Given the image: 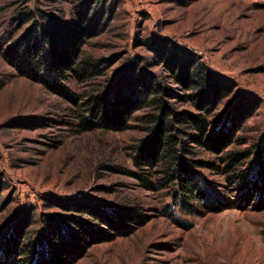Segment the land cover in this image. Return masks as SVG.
<instances>
[{
	"label": "rangeland",
	"instance_id": "374dc122",
	"mask_svg": "<svg viewBox=\"0 0 264 264\" xmlns=\"http://www.w3.org/2000/svg\"><path fill=\"white\" fill-rule=\"evenodd\" d=\"M82 32L88 34L76 56L92 70L82 78L67 71L78 104L23 75L20 68L32 53L38 50L51 61L52 48L62 49L66 38ZM171 57L194 60L233 85V94L211 116L214 132L222 129L232 137L241 126L227 152L259 142L264 0H0V228L33 210L30 236L38 240L44 217H73L75 211L63 205L94 200L147 218L132 234L94 245L76 264H264V201L246 203L231 176L221 175L224 153L191 145L189 160L204 163L197 168L210 188L209 209L199 199H176L170 185L148 191L126 174L135 170L133 148L150 137L159 114L155 106L138 112L124 132L77 127L92 97L124 88L130 93L141 79L192 95L173 79L165 63ZM243 97L260 107L247 122L231 126L232 110ZM170 102L177 112L197 113L193 103ZM255 159L256 154L246 164ZM153 174L156 182L165 176Z\"/></svg>",
	"mask_w": 264,
	"mask_h": 264
},
{
	"label": "trees",
	"instance_id": "16d2710c",
	"mask_svg": "<svg viewBox=\"0 0 264 264\" xmlns=\"http://www.w3.org/2000/svg\"><path fill=\"white\" fill-rule=\"evenodd\" d=\"M85 34L88 33H79L73 40L66 38L68 44L62 49L52 48L55 55L52 62L40 51H35L28 57L24 67L20 68L23 75L42 84L60 98L78 104L76 96L67 85L70 78L67 71L82 78L88 70H92L87 60L76 56L78 48L84 45ZM47 38V43L51 44V38ZM164 51L165 49L162 52ZM165 63L173 72L175 82L181 85L183 90H192V95L183 96L179 91L167 88L162 90L151 81L146 83L145 79H141L134 81L130 93L125 92L124 88V91L117 95L92 97L85 111L79 116L77 127L86 132L98 129L124 132L129 129L130 122L138 112L155 106L159 109V114L151 121L153 128L149 139L143 145L133 148L131 157L135 170H128V176L137 179L148 191H159L163 186L170 185L176 189V199H199L206 207L212 209L213 206H208L206 200L209 194L207 190L210 188L197 168L199 164L204 163L189 160L193 154L191 145L196 144L210 153H224L221 160L225 161L227 166L226 172L218 168L221 175L228 173L231 176L230 183L232 186L237 184L239 190L245 193L246 203L252 199L262 205L264 131L259 142L252 148L227 152L235 142V133L242 130L241 126L235 130L232 137L222 129L215 132L212 130L213 109L233 94V85L214 78L203 65H193L194 60L191 59L178 60L171 57L165 60ZM176 99L193 103L198 107L197 113L177 112L171 107L173 105L169 104ZM259 107L257 100L243 97L232 110L230 125L235 121L247 122L254 117ZM238 125L239 123L235 124ZM254 154L255 162L246 164ZM153 172H162L165 176L157 183L152 180ZM3 187L0 182V196ZM63 207L75 211L73 217H44L43 230L38 240H33L30 236L35 220L33 210L23 211L11 227L0 228V264H76L94 245L112 242L132 234L135 227L143 225L147 218L137 210L105 207L94 200ZM237 207H241L240 204H237Z\"/></svg>",
	"mask_w": 264,
	"mask_h": 264
}]
</instances>
